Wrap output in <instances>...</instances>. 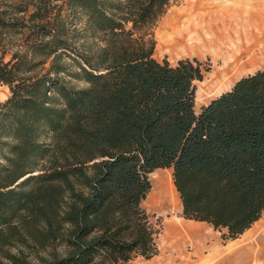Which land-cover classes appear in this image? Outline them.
I'll return each instance as SVG.
<instances>
[{
    "label": "trees",
    "instance_id": "16d2710c",
    "mask_svg": "<svg viewBox=\"0 0 264 264\" xmlns=\"http://www.w3.org/2000/svg\"><path fill=\"white\" fill-rule=\"evenodd\" d=\"M172 1L0 0V264L155 255L141 202L157 168L181 216L226 239L264 213V68L195 112L208 67L152 56Z\"/></svg>",
    "mask_w": 264,
    "mask_h": 264
},
{
    "label": "bare ground",
    "instance_id": "6f19581e",
    "mask_svg": "<svg viewBox=\"0 0 264 264\" xmlns=\"http://www.w3.org/2000/svg\"><path fill=\"white\" fill-rule=\"evenodd\" d=\"M234 2L229 7L215 8L214 19L202 11L186 10L179 13L178 17L164 20L155 34L156 51H164L171 56H201L210 53L214 66L211 73L199 82L200 87L226 88L239 77L263 67L264 0ZM198 91L199 88L196 93ZM151 180L152 192L148 198L156 195L154 200L160 207L173 206L171 173L158 178L154 172ZM170 224V234L186 236L188 231L182 220ZM249 231L251 229L240 235L239 239L228 243L225 248L199 254L187 264H251L256 255H250L249 246L252 241L247 240Z\"/></svg>",
    "mask_w": 264,
    "mask_h": 264
},
{
    "label": "rangeland",
    "instance_id": "374dc122",
    "mask_svg": "<svg viewBox=\"0 0 264 264\" xmlns=\"http://www.w3.org/2000/svg\"><path fill=\"white\" fill-rule=\"evenodd\" d=\"M234 3V0H173L170 5L166 8L164 13L160 17H158L151 29L153 42L155 41L156 44V31L158 30L162 22L166 19L178 17L179 13H184L186 10H193L195 12L202 11L201 13L205 12L208 14L207 16L209 18L214 19L213 11L215 8L218 9L217 7H229ZM18 38L19 36L14 37L16 42H18ZM9 56L10 55L7 54L4 60H8ZM152 56L157 60L165 58L170 64H174L178 59H195L200 62L202 67H208V71L203 73V80L205 79L208 73H211L214 66L213 57L210 53L201 56H171L165 53L164 51L158 52L154 48V53H152ZM263 68L264 66L260 67L259 69ZM199 82L201 81L194 82L196 87L194 94L195 112L199 110L200 106L206 104L210 99L226 91L233 84L232 83L229 87L226 88L221 86L200 87L201 83ZM71 83L75 87H81L85 85L83 82L72 81ZM198 88L199 91L196 93ZM8 96V86L0 85V101H3ZM154 172L158 176V178H163L164 176H168L169 172L171 173V170L167 168H157L154 169L152 173H148L149 175L147 174V178L149 184H151V188H149V190L145 194L144 199L141 202L142 208L149 215L150 222L152 223L153 227L157 229L154 237L157 252L155 255L147 259H144L140 256H135L123 264H187L191 260H194L199 254H209V252L214 249H223L231 241L240 238V236H238V238L236 237L234 238V240L226 239L223 236V229H213L206 222L183 218L181 216L180 202L178 200L177 193L174 189L171 191L174 198V204L171 207H160L159 204H157L156 200H154L156 195L155 197L153 196L152 198H148V195L150 194V192H152L151 176L152 174H154ZM176 220L177 222L182 220V222L184 223L188 231L186 236H181L180 234L174 236V234H170V223ZM249 229H251V231L247 233V240L249 239V241H252L249 246V250H251L250 255H256L254 258H252L251 264H264V213L261 214V216L256 220V222L252 226H250ZM9 250L15 253L17 251V248L16 246H12L9 247ZM24 251L28 254L26 257L25 264H43L42 259H48L51 256V253L48 250L33 251L31 248H25ZM193 253L195 254V256Z\"/></svg>",
    "mask_w": 264,
    "mask_h": 264
},
{
    "label": "crops",
    "instance_id": "0c3cea01",
    "mask_svg": "<svg viewBox=\"0 0 264 264\" xmlns=\"http://www.w3.org/2000/svg\"><path fill=\"white\" fill-rule=\"evenodd\" d=\"M229 88H230V87H229ZM229 88H228V89H229Z\"/></svg>",
    "mask_w": 264,
    "mask_h": 264
}]
</instances>
